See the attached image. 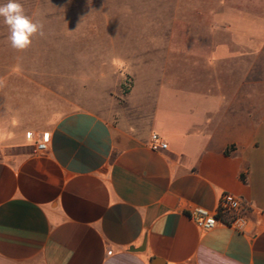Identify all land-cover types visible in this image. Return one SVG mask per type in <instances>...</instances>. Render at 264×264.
Here are the masks:
<instances>
[{"label":"crops","instance_id":"0c3cea01","mask_svg":"<svg viewBox=\"0 0 264 264\" xmlns=\"http://www.w3.org/2000/svg\"><path fill=\"white\" fill-rule=\"evenodd\" d=\"M166 40L168 55L201 61L212 74L241 69L250 86L253 47L264 43L196 39L194 49ZM210 56L225 60L213 67ZM0 72L11 106L8 128L0 122V264H264V103L258 117L252 103L250 117L231 118L235 102L215 94L220 85L174 89L166 67L152 90L139 89L134 71L109 115L75 106L45 121L34 103L44 98V71ZM183 98L204 106L179 109ZM45 132L48 152L36 154ZM154 133L167 149H151ZM226 192L250 204L245 230L198 228L190 211L215 210Z\"/></svg>","mask_w":264,"mask_h":264},{"label":"rangeland","instance_id":"374dc122","mask_svg":"<svg viewBox=\"0 0 264 264\" xmlns=\"http://www.w3.org/2000/svg\"><path fill=\"white\" fill-rule=\"evenodd\" d=\"M8 0H0L4 5ZM25 14L43 25V35L33 36L23 50L14 49L10 31L0 16V71L12 68L17 78L26 69L44 71V98L38 102L40 116L47 121L57 112L83 106L109 115L124 102L134 84L152 90L155 79L164 78L167 67L172 88L187 93H204L220 85L215 94L234 101L231 118L259 116L264 103V43L254 44L252 85H243L241 69L219 67L212 74L204 63L180 55H168L166 39L174 48H197L196 39H259L264 41V0H17ZM250 19V20H249ZM178 39L179 41H177ZM157 49V51H154ZM176 51V50H173ZM152 53L155 54L152 66ZM215 59L213 67L225 58ZM248 56L246 63L248 67ZM245 63V60H242ZM154 64V63H153ZM154 68V74L146 73ZM150 71V70H149ZM4 73V72H0ZM16 73V72H15ZM164 74V73H163ZM30 78L36 79L35 76ZM248 81V76L246 77ZM142 91H140L141 93ZM150 103L152 98H140ZM171 101L169 99L168 103ZM67 102V107L60 105ZM204 106V102L183 98L177 108ZM203 108V107H202ZM10 103L0 95V122L6 125ZM41 122L37 124L40 126Z\"/></svg>","mask_w":264,"mask_h":264},{"label":"built area","instance_id":"2783aa9c","mask_svg":"<svg viewBox=\"0 0 264 264\" xmlns=\"http://www.w3.org/2000/svg\"><path fill=\"white\" fill-rule=\"evenodd\" d=\"M27 139L33 140L34 134L27 133ZM50 144V135L45 132L36 142L34 152L36 154H45L48 152ZM150 147L154 151L165 150L168 145L156 133L151 136ZM250 204L243 198L231 194L223 193L218 201L215 210H209L203 207H195L190 211V218L201 230H212L219 225L229 227L239 232H243L248 224L247 212Z\"/></svg>","mask_w":264,"mask_h":264},{"label":"clouds","instance_id":"9594fccd","mask_svg":"<svg viewBox=\"0 0 264 264\" xmlns=\"http://www.w3.org/2000/svg\"><path fill=\"white\" fill-rule=\"evenodd\" d=\"M0 16L9 28L8 39L14 49H26L32 43L33 36L43 35V25L26 15L17 0H8L6 4L0 5Z\"/></svg>","mask_w":264,"mask_h":264}]
</instances>
